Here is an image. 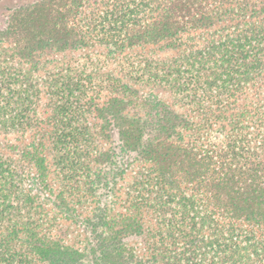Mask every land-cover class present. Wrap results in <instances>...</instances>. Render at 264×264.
Segmentation results:
<instances>
[{
	"label": "trees",
	"instance_id": "16d2710c",
	"mask_svg": "<svg viewBox=\"0 0 264 264\" xmlns=\"http://www.w3.org/2000/svg\"><path fill=\"white\" fill-rule=\"evenodd\" d=\"M1 1L0 264H264V0Z\"/></svg>",
	"mask_w": 264,
	"mask_h": 264
},
{
	"label": "rangeland",
	"instance_id": "374dc122",
	"mask_svg": "<svg viewBox=\"0 0 264 264\" xmlns=\"http://www.w3.org/2000/svg\"><path fill=\"white\" fill-rule=\"evenodd\" d=\"M11 3V5L14 3L12 0H3V1H1V4H10ZM93 49V51H94V55L99 59V60H101V61H99L100 62V64H103V55H107V54H105L106 53V51L108 50V48H106V47H103V46H97V47H95V48H92ZM82 52V49L80 50V49H78V50H75L73 53H76V54H80ZM68 54H71L72 52H67ZM109 68H113L114 69V67L116 66L115 65V61L113 60V61H109V63H108V65H107ZM137 87H140V86H137ZM147 88V87H146ZM147 91V90H146ZM150 92V91H149ZM155 92H158L157 94H159V96L161 97V98H163L164 100H165V102L167 103V104H175V101L173 100V98H171L170 96H169V94L167 95V94H165V92H161V91H155ZM158 96V95H157ZM8 138V137H7ZM10 140L12 139V137H10L9 138ZM6 141V138H2L1 136H0V142H5ZM28 186L30 187V189H31V192H39L40 194H41V197H42V201L43 200H45V195L44 194H46V193H42L41 192V189H40V187L38 186V183L36 182V180H30V184H28ZM53 198V196H49V197H47V208H51L53 205H54V200L52 199ZM101 202H102V204H103V199H101ZM94 208V206L92 205H90V206H87V208L85 209V211H86V213L85 214H89L90 213V211H92V209ZM86 216V215H85Z\"/></svg>",
	"mask_w": 264,
	"mask_h": 264
}]
</instances>
